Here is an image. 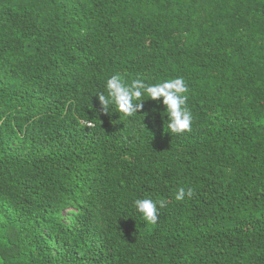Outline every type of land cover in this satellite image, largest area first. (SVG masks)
Here are the masks:
<instances>
[{
  "label": "trees",
  "instance_id": "obj_1",
  "mask_svg": "<svg viewBox=\"0 0 264 264\" xmlns=\"http://www.w3.org/2000/svg\"><path fill=\"white\" fill-rule=\"evenodd\" d=\"M0 264H264V0H0Z\"/></svg>",
  "mask_w": 264,
  "mask_h": 264
},
{
  "label": "clouds",
  "instance_id": "obj_2",
  "mask_svg": "<svg viewBox=\"0 0 264 264\" xmlns=\"http://www.w3.org/2000/svg\"><path fill=\"white\" fill-rule=\"evenodd\" d=\"M108 95L100 93L98 95L101 110L107 114L110 104H116L120 112L126 115H133L143 110L144 103L142 97L145 93L154 101H159L163 97V104L168 113V128L172 133H183L191 131L193 121L192 112L187 107L188 97L184 95L189 91L183 77L167 80L163 83L149 85L143 80L137 79L128 85L120 76L113 75L107 80ZM135 101H141L136 103ZM89 123V127H91ZM195 194L194 189L181 187L177 190L176 200L182 201L185 195L191 197ZM157 203L160 208L167 206L166 200L153 201L150 198L137 199L135 205L149 223H156L159 219Z\"/></svg>",
  "mask_w": 264,
  "mask_h": 264
},
{
  "label": "rangeland",
  "instance_id": "obj_3",
  "mask_svg": "<svg viewBox=\"0 0 264 264\" xmlns=\"http://www.w3.org/2000/svg\"><path fill=\"white\" fill-rule=\"evenodd\" d=\"M66 215H68V212H65V217H66Z\"/></svg>",
  "mask_w": 264,
  "mask_h": 264
}]
</instances>
